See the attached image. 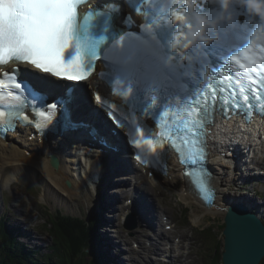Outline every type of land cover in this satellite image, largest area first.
Instances as JSON below:
<instances>
[{
  "label": "snow or ice",
  "instance_id": "1",
  "mask_svg": "<svg viewBox=\"0 0 264 264\" xmlns=\"http://www.w3.org/2000/svg\"><path fill=\"white\" fill-rule=\"evenodd\" d=\"M82 0H0V65H6L11 62H24L33 65L45 73L53 76L66 78L68 80H85L94 70V61L103 58L106 68L110 72L102 76H112L117 81L126 85V91L132 92L131 101L126 100L127 104L133 105V112L137 111L134 106L137 103L142 104L139 111L143 113L150 104L154 105L157 113L154 118L162 121L160 127L162 131L158 136L154 135L150 129L140 132V138L135 137L134 129L132 144L140 149L142 142L148 148L156 153L157 146L164 147V141L169 143L170 147L180 153L181 162L190 165H196L203 159V153L198 149V138L203 129L208 116L209 100L215 99L216 87H211V92L205 93L201 88L202 78L199 73L203 71L204 63H213V60H228L236 67L237 78L235 84L231 78L226 77L228 86L231 88L239 87V94L244 103L249 107H254L248 95H245V89L241 82L245 76H250L256 71L254 65V45L257 36L260 34L261 26H264V20L256 17L257 23L249 28L243 26L245 35L237 37L243 42L239 48H230L231 55L223 56L226 44L222 39L218 40L217 32H223L226 28L236 27L233 17L243 12L249 13L247 7L236 0L231 4L229 13L231 20L221 21L215 29L207 28L206 35L212 40L217 41L216 49L208 48L202 41H192L187 33L195 28L191 17L193 14H199L209 19H217L223 9L218 0H213V7L205 10L198 0H185L186 8L179 10L173 8L171 16L175 18V25L170 29H155V21L148 20L145 26H142L140 34H124L111 32L109 27L104 28L105 35L94 39L90 34V23L87 16L81 17L82 24L78 22V6ZM193 4L195 11H192ZM115 10V5L111 6ZM163 12L164 9H160ZM191 13V17H189ZM93 14V13H90ZM110 20V16H108ZM253 17L248 16L249 22ZM182 39V46L185 49L191 47L190 52H180L178 60L174 62L177 53L178 43ZM104 45L101 48V45ZM204 57L203 61L198 60L195 65L182 64L179 61L187 56L195 55L200 51ZM68 55L65 56V52ZM264 53V48H260ZM264 62V61H262ZM215 70L223 72V67ZM195 72L198 79H187L189 73ZM15 72L5 73L9 81H15ZM259 75H264V68ZM113 81L110 80L109 83ZM264 83V80L261 81ZM21 84L27 87V82H15L11 85L16 90H21ZM10 85L4 78H0V90L9 88ZM220 90H223L222 88ZM125 90H122V93ZM252 97L259 101L264 93L256 92ZM8 96L18 99L19 94L14 95L9 91ZM233 96L236 93L233 92ZM95 99L105 108L109 109V114L114 119L120 118L113 114L112 109L120 106L111 104L106 98L97 94ZM236 107H240V99H236ZM3 104L0 103V108ZM56 105L53 104L52 108ZM10 116L11 113H8ZM40 117L49 120L50 116L44 112L38 113ZM6 112L0 110V125L12 127L11 119H5ZM168 122H163L164 118ZM42 125L39 121L36 127ZM190 134L191 139H188ZM177 141H180L178 144ZM193 144V147L184 151L182 145ZM137 160L141 163H147L138 153ZM200 192L204 194L206 200H210L211 192L200 181L198 183Z\"/></svg>",
  "mask_w": 264,
  "mask_h": 264
},
{
  "label": "rangeland",
  "instance_id": "2",
  "mask_svg": "<svg viewBox=\"0 0 264 264\" xmlns=\"http://www.w3.org/2000/svg\"><path fill=\"white\" fill-rule=\"evenodd\" d=\"M115 172H117V170L115 171V169H113V166L108 167L106 171L102 172V175H106L107 178L105 183L110 184L111 181L120 180L118 175L119 173H115ZM83 175L84 173H82V176ZM113 176L115 178H113ZM5 177L6 176H4V178ZM31 178H28L32 180L31 183H28V181L26 180L27 178L24 179L20 178L21 179L20 183H14L13 185L12 184L8 185L5 184V180H3L0 176V203L3 200L2 204H0V219H2L3 217H6L7 221L9 220V218L12 217L13 219H22L23 227L25 231L32 236L34 235L39 237L41 241H38L39 243H37V241H35L34 239H32V237H30L27 239L28 241H31L32 244L31 243L29 244L27 241H25V238L22 237L23 234L19 236L21 232H19L18 234L14 233V236L18 235L19 237H21L19 238L20 240L18 239V241L19 242L23 241L25 244H23L22 242L20 244H22L24 247L26 245L28 247L34 248L33 252L35 251L39 252V255L37 256L36 260H40L42 263L53 264L52 261L49 260V257H47V255H50L51 252L53 255L56 253L53 251V245L55 244L54 240H56L57 238L52 232L49 231L51 227V225L47 223V220H49L48 219L49 213H55L58 210L61 211L63 214H68L76 217L89 218L92 215L93 219H90V221L92 220L91 226H94L95 219L97 218L96 216L98 213V206L100 204L99 191L95 187V185L92 184L91 181H88L86 180V178L83 177L84 178L83 183L88 188V191L90 192L91 196L88 197L87 201L83 197H81V201L76 202L75 200L71 199L69 195L65 196L64 199L63 198L61 199L60 196H57L54 192H52V190H49L41 179H39V181L38 180L33 181V179ZM227 178H228L227 186H225L224 189L225 199H223L222 201L223 205H226L227 207H231L236 203H238L235 202V200L239 201V200L247 199L251 201L250 200L251 196L257 199V200L253 199L255 203H260V201L262 202L261 204L264 203L263 200L264 198H262L264 197V194H262V197L260 196L258 197V195H253V188H255L257 191L263 192L264 185L260 184L252 187V184L248 182L247 188L244 189L241 188V185H243L245 178L241 176V172L238 170L230 172L229 169ZM125 179L126 181H128V183H126L128 187V190H126L127 195L130 194L132 195L133 192L135 191L137 196L139 197L138 201L140 202L141 196L136 189L138 188V190L144 191L147 194V198L142 199V201L144 200L145 204L147 205L146 207L150 208L148 209L150 212L155 210V213L158 214L160 211L162 212L165 210L166 213H169L172 216V217L170 216L172 221L177 222L178 227L176 226L175 231L174 229H172V231H167L166 232L167 235L165 237L168 238L169 236L172 239H174L175 237L174 235H178L177 237H179L180 240H182L181 243L184 244L185 246L183 250H178L180 256L178 257L174 256V255L177 256L178 253H175L173 255L174 260L176 262L182 261V263L179 264H224L222 257L219 262H217L216 258L217 255L223 256V252L225 250L224 230L226 228L225 217L228 213V210L226 214L224 213L214 214V213L205 212L204 207H201L200 211L203 214L205 213L206 215L202 218L201 223H196L194 222L195 219H193V217H194V211L197 210V205L185 201L182 198L181 196V193L183 191L182 179H178L177 182L176 181L166 182L167 180L166 181L159 180L160 182L159 184H157L158 186L154 188H153L154 182L148 183L149 179H146L145 182L146 184L140 183V181L133 176L130 177V174ZM134 179L138 180V184L135 183L136 180ZM40 187L46 188L47 196L43 197V195H40L41 192ZM120 187L122 186L119 185L115 189L118 188L120 189ZM20 190L25 191V195L23 196L22 199L18 196ZM109 194L115 195L117 193H115V190L110 189ZM23 199L26 200L27 203L24 202ZM31 199H34V203H35L33 208L31 207V203H30ZM232 200H234V202H232ZM146 201L151 203H147ZM115 207L117 208L119 207L120 209L118 210L115 209L114 213H108V216H110L111 218L109 223L111 225L109 226L107 225L108 223H106V225L102 227V229L100 230V232H98V234H100L101 235L100 237L103 238V239L101 238L102 244H105V242H107L105 241L107 240L106 235L109 234L112 235V237L114 236V239H116V241H120L119 239H121L122 242L126 244L123 245V248L130 250V252H128L123 258H119V260H116L115 262L111 260L110 262L115 264H162L161 262H159V256L160 254L164 253V243H163L164 241L162 239H159V237L155 235L153 232V236L156 238V240H158L157 242L158 247H160V250H158L157 255H154V253H152V250H150L151 248L149 247L150 249H148L145 244L146 240L148 241L150 239L148 238L149 236L146 235L147 231H144L145 229L142 228L141 225H138V228H134L132 230H129L126 227H124L122 223L125 214L124 211L121 209L122 202L117 203ZM254 209H256L255 212L259 210L257 207H254ZM249 210L254 213V210L252 208H249ZM39 211L44 212L45 215L43 217H39ZM137 215L134 216L132 222H134L135 217L139 218V216ZM153 218H155L154 215ZM98 219L100 220V218ZM106 219H107V215H106ZM260 219L264 223V218H260ZM139 230L142 231L143 236L141 235ZM137 231L139 233H137ZM133 235H134V239L140 238L144 242L141 244V248H139V250L137 249V246H135V244L132 242L131 236ZM1 240L2 237H0V241ZM188 240H191L190 244H188L189 242L187 243ZM28 247H25L24 250H22L21 254L23 253L28 258L30 259L32 258V260H34V258L30 257L28 254L29 251ZM35 247L40 249H36ZM145 248H147L148 250H145ZM114 251H117V249L115 248ZM93 252H94L93 250H89L84 255V257L82 255V259L80 258V256L74 257L72 264L77 262L78 258L81 260L80 263L84 261V264H92L93 259H91L89 255ZM119 252L121 253L120 250ZM39 257L41 259H39ZM130 258L132 260L128 261V259ZM54 260L56 261L54 264H58L57 262L59 261L57 260V257H55Z\"/></svg>",
  "mask_w": 264,
  "mask_h": 264
},
{
  "label": "bare ground",
  "instance_id": "3",
  "mask_svg": "<svg viewBox=\"0 0 264 264\" xmlns=\"http://www.w3.org/2000/svg\"><path fill=\"white\" fill-rule=\"evenodd\" d=\"M92 110L93 109H87V110H84L83 112L87 113L88 115H91ZM225 123L233 125V121H229V122L225 121ZM109 128H110V125H107V129H109ZM214 129L216 130V133H214L211 136V141H212L213 145L217 147V144L219 142H223L224 140L228 139V137H226V135H225V128L224 127L216 125L214 127ZM36 137L37 136H35V134H31V135L23 134L20 136H13L12 134H10L8 136L7 141L4 139H0V176H1V178L3 180H5L6 184L8 183V184H12V185L14 183H20L21 182L20 178L24 179V178L34 177L36 180L41 179L44 182L45 186L49 190H52V192H54L57 196H60L61 199L62 198L64 199L65 196L69 195V197L71 199L75 200L76 202H80L81 197H83L87 201L88 197L91 196L90 192L88 191V188L83 183L84 178L82 177V174H81V168H83L84 170H86L87 175L89 177H91L93 180H96L97 178H99V179H97L95 186L97 187V189L99 191V203L100 204L98 206L97 218H100V220H98L96 226H98L97 235L100 237L101 235L98 234V232H100L102 227H104L106 225V223H108L107 225H109V226L111 225V224H109L111 218H110V216H108V213H114V211L116 209V207H115L116 204L122 202L123 195L120 196L118 194V191H120V190L115 189V187L117 185H121L122 186L121 188L123 189L122 191L124 192V195L127 194L126 190H128V187H127L126 183H128V181L124 180L122 178V176H125L124 174H126V171H128V169L119 170V168L126 167L127 160H124L123 163H121V162L117 163V161L124 158V157H121L116 162H113L114 158H112L111 160H110V158H108V161L106 163L105 162L100 163L99 161H96V162L91 161V160H93L92 157L89 158V160H88L86 158L84 159L83 157L79 156V154L77 153L78 149H77V152H76V150H67L66 149L70 145L74 146L72 138L60 139L58 137L55 139H51L47 142L40 143L37 139L35 140ZM256 145H258V144H256ZM222 149L225 151L229 150V146L225 145L222 147ZM256 150H258V149H256ZM260 150H261V148H260ZM243 151H244L243 149L239 150V152H241V155H243V153H244ZM215 153H217V152H213V154L211 156L210 164L216 170L217 177L215 179V184L220 188V191H219L220 195L218 196L216 206L206 207L204 205V203L196 197L195 193L190 189L188 184L186 185V183L184 184V189L181 193V196L185 201H188L190 203H194L197 205V210L194 211V217H193V219H195L194 222H196V223H201L202 218L206 215L205 213L203 214L200 211L201 207H204L205 212L214 213V214L215 213L226 214L227 210L229 209V207H227L226 205H223L222 201H223V199H225L224 186H227V181H228L227 175L229 173V169L231 168V164L226 159L223 160V159L215 158L214 157ZM56 154L60 158V164L58 167L53 165V162H52L53 159L51 157V156L54 157V155H56ZM232 156L233 157L231 159H233L236 162V164L234 163L233 171L238 170L241 172L242 166L240 165V163H237V161H242V157H239L235 154H232ZM94 157L97 158L96 155H94ZM85 161H86V163H83ZM111 162H113V164L115 163L113 165V169H115V171L117 170V172H115V173H119L118 175H119L120 180L119 181H111L110 184L109 183L107 184V183H105V181L107 180L106 175H102V172L106 171L107 168L111 166L110 165ZM83 164L88 165V167H90V168L88 169V167H85ZM89 164H91V166ZM241 164H243L244 167H247L251 171L252 170L255 171V169H256V168H251L248 165V161L241 162ZM135 169H137V168L135 167ZM179 172H180V169H179L178 165L171 162V170H170L169 174L164 175V178L167 181H177L178 179H180V173ZM98 173L101 174V177H100V175L98 176ZM4 176H6V177L4 178ZM241 176L244 177V175H242V174H241ZM254 176H256V179L257 178L264 179V172H260L259 174L253 173V177ZM113 178H115V177L113 176ZM146 179H148V178H146ZM68 180H70L72 182V185H68V183H67ZM147 182H148V180H147ZM245 182H246V179H244V183ZM156 186H158V185H156ZM110 189L115 190V193L117 192V194H115V195L111 194L110 195L109 194ZM136 190H138V188ZM141 192H142V199L147 198V194L144 191H141ZM134 193L137 196L135 191H134ZM2 194H3V192H2ZM46 196H47V191H46ZM253 199H255V198L251 196V198H250L251 201H249L247 199H243V200H239V201L235 200V202L244 204V205H246V207L248 209L252 208L254 211L256 210V209H254V207H257L259 210H257L258 213H255L256 216H258L259 218H264L263 217V215H264V205L263 204L264 203L261 204L262 203L261 201H260V203H255V201ZM255 200H257V199H255ZM2 202H3V200L1 201L0 204H2ZM142 202L145 203L144 200ZM232 202H234V200H232ZM147 203H151V202H147ZM251 203H253V204H251ZM125 208L127 209L128 207L125 206ZM148 209H150V208H148ZM164 212H166V211L164 210ZM153 214H154L155 218L151 219L152 225L150 227L157 234V231L163 226V223H161V220L159 219L158 214L155 213V210H153ZM167 214H169V213H167ZM27 215H30V214H27ZM106 215H107V219H106ZM163 216H165V213H163ZM105 221H107V222H105ZM145 223H147L146 220H145ZM6 225H7V228H6L7 232L9 230H11L12 228L16 229L14 231V233L18 234L19 232H21L19 236H21L23 234L22 237H24L25 241H27L29 244L31 243V241H28L27 238H30V237H32V239L37 241V243H39L38 241H41L39 239V237L34 236V235L32 236L28 232L25 231V229L23 227V220L22 219H13V217L9 218V220L6 221ZM142 228H144V226ZM175 228L176 227H174V231H175ZM164 232L166 233L165 230H161V232L159 234V239H162L164 241L163 243L167 248H170L173 252L178 253V255L176 257L180 256L178 250H183L185 247L184 244L181 243L182 240H180V238H179L178 241L177 240L175 241V240H172V238L169 236H168V238H165L166 234ZM140 233H142V231ZM182 234H185V233H182ZM144 235H145V232H144ZM19 236L16 235L17 240L19 238H21ZM210 237H213V236H210ZM120 238H121V236H120ZM106 239L107 240H105V241H107V242H105V244L101 243V245L103 247L102 252L105 254V259H106V260H104L105 264H115V263H112L110 261L113 260L115 262L116 260H119V258H123L128 252H130V250L123 248V245H126V244H124L121 239H119L120 241H116V239H114V236L112 237V235H110V234L106 235ZM153 240L154 239H149L148 241L146 240L145 244H146L147 248H148V246L152 247V249H151L152 253H154V255H157L158 250H160V247H158V244H157L158 240H154V241ZM21 242L23 244H25L23 241H21ZM138 242H139L138 247L141 248V244L144 242L142 239H139ZM176 242H177V244H176ZM179 242H180V244H179ZM40 246H43V245H40ZM25 247H28V246L25 245ZM28 248L31 250H34V248H31V247H28ZM115 248L117 249V251H114ZM147 248H145V250H148ZM36 249H40V248H36ZM119 250L121 251V253L119 252ZM36 252L39 254L38 251H36ZM164 253H166V252H164ZM166 254H168V253H166ZM173 255L172 254L164 255L165 258L163 259L162 254H160L159 262H161L162 264H179V263H182V261L176 262L174 260ZM131 260H132L131 258L128 259V261H131Z\"/></svg>",
  "mask_w": 264,
  "mask_h": 264
},
{
  "label": "trees",
  "instance_id": "4",
  "mask_svg": "<svg viewBox=\"0 0 264 264\" xmlns=\"http://www.w3.org/2000/svg\"><path fill=\"white\" fill-rule=\"evenodd\" d=\"M90 219H93V217ZM90 219L86 221L82 218L65 215L57 217V221H54L50 228L57 238V241L54 240L55 244L53 245V251L56 253L53 255L51 252L50 255H47L53 264L56 262L55 257L59 261L58 264H72L74 257L80 256L82 259V255L84 257L89 250L94 251L89 255L93 259L92 264H105L104 260L106 259L105 254L102 252V240L97 235L98 226L96 225L99 219H95L94 226H91L92 220L90 221ZM0 222V237H2L0 241V264H47L36 260L39 254L29 248L28 254L34 260L23 253L21 254L25 247L14 236L16 229L12 228L7 232L5 219L0 220ZM221 257L222 255H217V262L221 260ZM39 259L41 258L39 257ZM80 262L81 260L78 258L77 262L73 264H84V261ZM260 264H264V259Z\"/></svg>",
  "mask_w": 264,
  "mask_h": 264
},
{
  "label": "water",
  "instance_id": "5",
  "mask_svg": "<svg viewBox=\"0 0 264 264\" xmlns=\"http://www.w3.org/2000/svg\"><path fill=\"white\" fill-rule=\"evenodd\" d=\"M52 162L56 167L60 164L57 157ZM132 219L134 216L128 219V228L136 227ZM225 222L223 263L260 264L264 259V223L261 219L247 207L236 203L229 207Z\"/></svg>",
  "mask_w": 264,
  "mask_h": 264
},
{
  "label": "clouds",
  "instance_id": "6",
  "mask_svg": "<svg viewBox=\"0 0 264 264\" xmlns=\"http://www.w3.org/2000/svg\"><path fill=\"white\" fill-rule=\"evenodd\" d=\"M233 2L234 0H218V3L223 9V13L215 20L209 19L203 15L193 14L191 19L195 24V28L189 33L190 39L192 41L199 40L204 44H208L211 40V37L206 35V29H215L221 21L225 19L231 20L232 17L230 15L226 16L224 14L229 13L230 6ZM238 2L242 5H245L249 13H258L261 17V20H264V10L261 9L260 5H258L255 0H238ZM257 40L264 41V26H261L260 34L257 36Z\"/></svg>",
  "mask_w": 264,
  "mask_h": 264
}]
</instances>
